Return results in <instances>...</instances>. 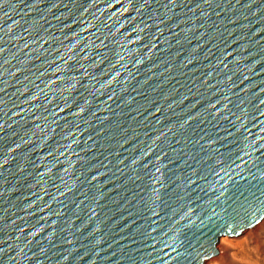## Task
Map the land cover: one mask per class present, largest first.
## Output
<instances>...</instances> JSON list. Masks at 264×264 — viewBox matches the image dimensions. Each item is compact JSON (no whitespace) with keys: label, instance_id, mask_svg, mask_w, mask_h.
<instances>
[{"label":"water","instance_id":"water-1","mask_svg":"<svg viewBox=\"0 0 264 264\" xmlns=\"http://www.w3.org/2000/svg\"><path fill=\"white\" fill-rule=\"evenodd\" d=\"M262 215L264 0H0V264H206Z\"/></svg>","mask_w":264,"mask_h":264},{"label":"rangeland","instance_id":"rangeland-1","mask_svg":"<svg viewBox=\"0 0 264 264\" xmlns=\"http://www.w3.org/2000/svg\"><path fill=\"white\" fill-rule=\"evenodd\" d=\"M250 228L231 236L230 245L225 250L228 257H218L209 264H264V223L255 231Z\"/></svg>","mask_w":264,"mask_h":264},{"label":"bare ground","instance_id":"bare-ground-1","mask_svg":"<svg viewBox=\"0 0 264 264\" xmlns=\"http://www.w3.org/2000/svg\"><path fill=\"white\" fill-rule=\"evenodd\" d=\"M260 218V217H259ZM264 223V215L261 216L260 219L257 220L256 223L250 225V229L254 231L258 229V226ZM231 236L222 235L217 243L215 244L216 250L220 253L218 256L214 255L206 264H209L212 261H215L218 259V257L223 258L225 257V250L228 249V245H230ZM228 257V256H226Z\"/></svg>","mask_w":264,"mask_h":264}]
</instances>
